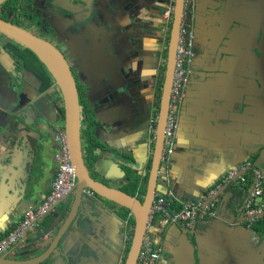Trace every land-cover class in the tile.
Listing matches in <instances>:
<instances>
[{"label": "flooded vegetation", "instance_id": "flooded-vegetation-1", "mask_svg": "<svg viewBox=\"0 0 264 264\" xmlns=\"http://www.w3.org/2000/svg\"><path fill=\"white\" fill-rule=\"evenodd\" d=\"M35 1H21L22 6L26 9V16L28 17L32 12H37L34 17L37 20L34 21L32 18H29L30 22L41 23L43 25L42 27H45L46 31L50 32L52 37L49 38L46 36V38L63 53L76 82L79 104L83 111V123H80L82 124L80 126L82 151L86 147V141L88 140L87 135H85V130L88 123L94 118L96 121L95 128L93 129L94 131H91L90 128L89 136L93 138V141L95 140L93 153L97 155L99 163H102V157L99 155L107 157L113 155L115 159H119L122 155L134 163L132 151H134L137 142L126 148H124L123 143L128 137L133 139L136 136L135 140L137 138L139 140L142 137L144 139L142 140V144L145 152L143 159L145 158L147 160L148 165L145 174L134 172V175L142 178L149 177L155 145L152 133L153 128L155 127L156 129V122L160 112L177 0H156V3H159L157 8L152 7L147 10L153 22L160 29L159 32H162L163 37H160L161 34L160 36L158 34L157 40L153 39L154 37L152 36L150 37L149 34H145V31L138 32L139 30H135L136 28L133 25L129 26V23L132 20L134 21L136 17L133 15L134 13L128 16L126 10H136L137 14L135 15L138 17L140 16V10L138 8L134 9L132 5H127L125 6V10H121L119 8L120 6L115 5L116 3L121 4V0H82L84 1L83 5H80L77 0H66L70 1L66 5L67 9L57 13L56 11L51 12L43 5L41 7H34L33 3ZM107 1L109 4L110 2L114 3V5L111 6L110 4L109 6L111 10L107 7ZM244 1L248 7L259 9L260 12L258 11V15H244L245 17L238 14L236 19L231 21L232 26L228 34H224L218 24L219 20L217 16L226 7L227 0H184L177 48L182 41V31H186L188 35L190 34L189 38L192 41L193 53L191 61L184 68V82L182 84V90L179 92V103L174 101L172 84L170 111L173 106L177 119L176 139L178 138L179 127L182 124L184 105L186 106L189 103L187 93L194 94V91H196L200 97L206 98L205 101L202 98L190 99L191 104L195 105L196 109L202 107V109L209 108L208 110H210L211 100L204 93L205 90L209 89L208 91H210L211 88L207 82L209 77L226 74L227 77L225 78L227 80L235 79L241 75L237 72L239 69L240 72L245 73L241 75L245 79L248 69L245 68L244 64L250 59L251 52L255 53L256 57H261L262 70L258 74L259 78L257 79L260 83L258 86L262 87L264 91V15L260 16L261 12H264V0ZM146 4L151 3L147 1L144 4L143 0L137 3L139 8H144L143 6ZM168 9L170 10V14L166 15ZM123 12L126 16L122 14ZM7 13H4L6 17ZM47 13L53 16L51 17ZM47 18L54 20L47 21ZM151 18L147 22L150 24L151 29H154L155 27L153 26ZM10 20L15 23V20ZM23 22L21 18V24L28 25ZM64 26L65 31H61ZM143 28L147 29V27ZM39 33L41 31H38ZM43 37L45 36L43 35ZM1 40V43L5 41L3 38ZM71 44L72 46L69 47L70 52H65L64 45L68 46ZM255 44L256 47L254 49L253 46ZM247 46L253 48V50L248 49ZM158 47L160 48V52L157 51ZM1 57L2 52L0 51ZM254 61L258 60L252 58L250 63L252 64ZM6 65L7 68L12 69L16 64L11 62ZM84 75L87 79L86 82L83 77ZM30 76L36 78L34 79V84L39 82L40 85L39 79L33 73ZM220 79H222L221 76ZM86 86L89 88V91H87ZM55 88L52 83L48 90L55 93V103L57 104L55 105L60 109L63 107L62 101ZM92 88L97 89V95L93 93ZM80 100L82 103H80ZM58 109L52 116L51 123L48 122L49 126L45 129L47 131L46 137L49 139L48 148H51L50 157L47 159L50 160L51 158L52 175L47 179L43 189L40 188L41 194L38 195L42 199L49 191L57 168V161L54 158V153L58 148L55 136L58 128L63 125L62 118L58 116ZM85 121L86 123H84ZM38 133L40 132H31V134L35 135L32 136L25 132V136H28L26 139L29 138V140H32L36 144L41 141ZM139 134L141 136H138ZM114 135H116L117 140L112 139ZM19 144H21V139L18 141V148L7 147L2 153V158L14 157L16 153L21 154V145ZM30 146L32 144L28 146L29 152ZM36 149L37 153L35 156L33 155V160L30 159L33 161L30 163V169L40 166V158H42V155L38 152V150L40 151V147L37 146ZM167 157L164 141L162 164L159 169L160 178L162 179L164 175L166 176L164 170L168 169L170 163ZM110 163L113 164L115 162ZM120 163H123L122 160H120ZM251 163L252 166L255 164V167L260 170L264 183L263 169L259 168L256 161L252 160ZM123 166H126V164L121 165V171ZM88 170L90 176L94 179L109 184L107 182L110 181L105 176L99 177V175L92 173L93 169L88 168ZM246 171L249 172V170ZM125 185L127 183L119 188L122 190ZM251 190L252 182L250 180V184L246 189L247 195L245 202ZM262 197H264V187ZM64 199L65 197L61 200ZM111 205L109 206L112 209L121 211L120 206L116 204ZM84 214L88 216L87 211ZM84 214L81 215L83 216ZM11 250L3 253L1 256H8ZM19 254L18 258L21 259L35 257L34 255L25 256L21 253ZM124 258L125 256L119 264L124 263ZM163 258L164 249H162L156 264H161Z\"/></svg>", "mask_w": 264, "mask_h": 264}, {"label": "crops", "instance_id": "crops-1", "mask_svg": "<svg viewBox=\"0 0 264 264\" xmlns=\"http://www.w3.org/2000/svg\"><path fill=\"white\" fill-rule=\"evenodd\" d=\"M134 1L137 4L142 0H132ZM13 4L21 5L19 0H13L12 6ZM258 11L259 9L248 7L244 0H227L226 7L217 16L218 24L222 32L228 34L232 26L231 21L236 19L238 14L245 17L244 15H258ZM263 13L261 12L260 16H263ZM7 17L17 19L16 21L21 24V11L18 15L8 14ZM247 47L253 50L256 44L253 48ZM249 58V63L247 60L244 64L248 69L245 79L241 76L245 73L240 72L239 69L237 72L241 75L235 79L227 80L226 74L220 75L222 79H219L220 76L217 75L211 79L209 83L211 87L210 110H206L202 117L195 110H190L188 103L186 104L187 108L182 119L183 137L180 135L176 151L173 152V161L168 166L170 173L167 177L169 179H166L168 180L166 184L177 198L176 200L182 202V207H184L183 203L199 201L202 196H206L207 191L219 190L231 183V180L226 183V178L237 169H239L238 175L235 178L238 179L232 182L222 195L217 197L215 195L209 199L210 212L200 217L198 215L191 224V226L197 225V237L194 239L195 241L197 239V243L200 244L198 248L194 247V244H192L194 246L189 244V241L185 245L182 244L181 239L185 238V235L182 234L181 229L186 228L185 224H176L167 217L156 220L153 228L158 238L156 241L162 244V247L164 246V258L161 264H264V234L259 233L258 226L255 224L257 221H263L264 217L260 215L255 222H250L244 214L246 189L250 184L251 175L242 167L253 160L264 172V91L258 86L260 83L257 79L262 70L261 57H256L251 52ZM252 58L258 61L251 64ZM8 61L6 55L0 58V130L4 131L9 126L7 123L10 122V118L7 115L10 111H13L12 121L15 119L14 113L17 114L16 117L21 116V130H19L21 132V153L26 157L22 159L18 156L19 162L16 165L11 164L12 160L7 157L0 159V238L16 225L17 218L20 220L23 217L26 208H34L41 201L42 198L38 195L41 194L40 187L43 189L47 179L52 175L51 158L47 159L50 157L51 148H48L49 139L46 137L45 154L42 162L40 161L41 181L34 192L28 190V193L25 190L27 179L22 181V178L26 176L22 174L21 177V171L26 169L30 171V163L33 162L30 160L28 150L30 143L26 139L28 136H25V132L28 131L27 133L31 135V132L39 131L38 135L41 141H44V136L47 135L45 129L49 123H46L45 118L40 119L35 116L34 103L39 101L42 106H45L42 98L52 91L42 90L41 86L38 91H34L32 87L36 88L34 84L36 78L32 77H27L28 80L24 79L21 90H17L16 85L20 79L16 77L8 80L7 75L2 71ZM26 90L34 92L27 93ZM8 105L10 109H7ZM191 119L194 120L195 133L188 131L189 127H192ZM20 162L21 171L15 175L10 174L19 168ZM118 171L121 172L120 169ZM239 176H243L246 180L241 181ZM7 179L10 183L6 181ZM166 184L159 183L158 190H163ZM112 186L121 187L119 183ZM258 201L264 207V197ZM99 203L112 211H103ZM86 211H98L103 224H94L91 230L85 228L83 221L91 220L89 216L81 215ZM81 214L77 219L82 225L80 228H83L88 235L91 231L96 235L102 234L103 231L96 228L104 225L105 231L113 237V241L114 236H117L119 229L122 228L121 224L124 220L117 210L101 200L98 205L86 203ZM74 225L77 224L74 223ZM126 229H129V236L130 226L128 224ZM71 236H73L71 239L77 240V234L72 233ZM95 245L98 248V244ZM24 247V245L21 246V248ZM42 249L40 247L38 252ZM101 252L105 257L111 254L106 248H103ZM86 260L87 258L77 259V264H87Z\"/></svg>", "mask_w": 264, "mask_h": 264}, {"label": "water", "instance_id": "water-1", "mask_svg": "<svg viewBox=\"0 0 264 264\" xmlns=\"http://www.w3.org/2000/svg\"><path fill=\"white\" fill-rule=\"evenodd\" d=\"M7 1L8 0H0V39L3 38L5 41L12 42L20 48L23 47L24 49H28L36 56V58L51 76L53 84L56 87L62 101L63 129L66 136V144L70 162L73 165L75 171L76 186L73 193L67 194L64 200L59 201L57 204H55V206H53L49 211H47V213L43 215L41 222L38 223V230H27L22 240H20V242L12 248L8 256H0V264H54L59 259H64L63 264H69L68 256H64L62 253V244L64 238L69 232L70 228H73L72 225L75 219L85 209L86 203H90L91 205H98L100 199L101 201L103 200L104 202H107L109 204H116L120 207L126 208L132 213L134 217L133 232L131 235V239L129 240V248L125 254L123 264H137L142 244L147 233L150 213L156 196L159 193L158 185L160 183L159 179L161 176L159 169L162 164L165 132L170 115L171 90L173 84V75L177 62V42L184 0H177L176 4V15L173 24L171 43L166 65L163 96L156 125L154 141L155 145L152 155L151 172L148 177L147 188L142 201L138 198V196L130 195L120 188L105 184L104 182L98 179H94L92 176H90L82 153V141L80 137V123L82 119L81 106L79 104L76 82L70 70L69 64L63 53L49 39L43 37V35L41 34H38V32L34 31L33 29L32 31H30L26 27H22L19 23L11 22V20L6 17L2 9V4ZM49 1L51 6H55V2H51V0ZM77 1L80 5L84 4V1L82 0ZM19 2L21 4V0H19ZM15 5L16 8H19L17 6H20L21 9V5ZM66 5L67 3L65 2L61 5L58 4L55 10L56 13L58 11H65V9H67ZM14 11L15 9L12 11H8L7 15H18L20 13H13ZM71 12L69 13L72 14ZM34 21H32L31 23H34ZM5 41L1 43L0 51L2 52V55L8 56V59L11 60L12 63H14L13 57H11L7 50L3 49L2 47ZM253 54L256 56L255 53ZM2 71L7 75L8 80L14 79L16 77L21 80V69H19L17 65H15L12 69H9L5 66ZM20 80L18 81V85H16L17 90H21ZM36 105L39 107V112H35V116L37 118L43 117L44 110L41 109V106L38 103H34L35 107H37ZM15 119L13 120L12 126L16 127V124L17 126H19L20 123H15L18 122V117H15ZM11 131L13 130L11 129L10 132ZM179 139L180 135H178V138L176 139V147L178 145ZM99 156L104 159V163H99V161L97 160L94 164L93 172L95 173V175L104 177V175H101L98 170L100 168H111V165L113 164H111L110 162H115L116 160H113L115 159L113 155H110L108 157L104 155ZM171 161H173V156L169 157L168 162L171 163ZM19 168L17 169V172H19ZM27 171L30 173L29 170ZM39 171L40 166L31 169V173L28 175V179L26 180L25 190H27L26 188H28L29 191L34 192L36 187L39 185V182L41 181ZM17 172L15 174H17ZM30 175H32V178L29 179ZM105 178L108 179L107 177ZM236 179L238 178H234L233 180H231V183ZM6 181L10 183L8 179ZM108 181L111 180L108 179ZM231 183L225 185L224 188L218 191L216 197L222 195ZM17 188L18 186L16 187V189ZM33 188L35 189L33 190ZM87 189L94 193L93 198H90L86 196L85 193H83ZM10 191L13 192V190ZM99 205L101 206V209H103V211H112L105 208L101 203H99ZM28 208L30 209V207ZM27 210L28 209L26 208V211ZM87 213L88 216L93 217L92 220L94 221V223L103 224L98 211H87ZM263 215L264 211L262 212L261 216ZM248 220L250 219L248 218ZM19 221V218H17L16 222L18 223ZM94 223L92 224L89 222L90 226L88 228L90 230L94 226ZM176 227H178V225H176ZM196 227L197 225H193L188 228L186 227L181 229L182 234L185 235V238L183 237L181 239L183 245L187 244V241H189V244H194L195 246H192H197L196 248H198L199 243H197V239L196 241L194 239L195 237H197ZM91 232L94 233L93 231ZM187 236L191 239L187 238ZM22 245H24L25 247L21 248ZM40 247L43 249L42 251L38 252ZM21 252L27 256L34 255L35 257H27V259L18 258V256L20 255L19 253ZM77 255H81L79 250L77 251Z\"/></svg>", "mask_w": 264, "mask_h": 264}, {"label": "rangeland", "instance_id": "rangeland-1", "mask_svg": "<svg viewBox=\"0 0 264 264\" xmlns=\"http://www.w3.org/2000/svg\"><path fill=\"white\" fill-rule=\"evenodd\" d=\"M144 1H145V3L147 1H150V3H151V4L144 5L143 7L145 9L144 8H139L138 5L136 4V1L132 2V1H129V0L128 1L121 0V4H119V3L117 4L116 3L115 5L116 6H120L119 8L121 10H125V6H127V5L128 6L132 5V7H134V9L138 8V10H140V16L139 17L137 15H135V14H137L136 10H134V11L131 10V9H127L126 10L128 16H131L134 13L133 15L136 17V19L134 21L132 20L129 23V26L133 25L136 28L135 30H139L138 32H144L145 31L144 32L145 34H147V35L149 34L150 37L152 36V37H154L153 39L157 40L158 39V34H159V36L161 34L160 37H163V35H162V32H159L160 29L156 26V23L153 22L152 18L149 16V13H148L147 10H149L152 7H155V9H156L159 3L158 2L156 3V0H144ZM49 2H50L49 0H36L33 3V5H34V7H36V6L41 7L43 5V6H46V9H48V10H50L52 8L50 11L53 12V11L56 10V7L58 6V4L61 5L64 2L69 4L70 1L53 0V2H55V4H54L55 6H51V4ZM51 2H52V0H51ZM110 4H111V6L114 5L113 2H110ZM110 4L107 1V5H108L107 7L108 8H110L109 7ZM110 10H111V8H110ZM120 12H122V11H120ZM36 13L37 12H32V14L28 15V17H27L25 12H21V18L23 19V21L26 24H28V25H24V24L23 25L21 24V25L26 27L30 31H32L31 29H33L36 32L41 31V33H39V34L44 35L45 37L47 36V37L51 38L52 36H51L50 32L46 31L45 27H42L43 25L41 23H35V22L31 23L30 22L29 18H32L34 20V17L36 16ZM47 14H49V13H47ZM122 14L124 16H126L124 14V12ZM49 15L51 17L53 16L51 14H49ZM144 16H146V17H144ZM150 18H151V20L153 22V26L155 27L154 29H151L150 24L147 22ZM50 20H54V19L47 18V21H50ZM138 25H140V26H138ZM143 27H147V29L143 28ZM48 30H50V29H48ZM61 31H65V26L62 27ZM189 36H190V34L188 35L187 40H188ZM70 46H72V44L68 45V46L64 45L65 52H67V53L70 52L69 51L70 50L69 49ZM157 51L160 52V48L159 47L157 48ZM192 53L193 52H192V45H191V54ZM8 63H11V60H9ZM82 63H84V62H82ZM14 70H15V68H14ZM202 72H203V70H202ZM85 73H86V71H85ZM21 74H22L21 75V79H22L21 80V84L24 81V79L28 80V78L31 77L30 76L31 72L27 71V70L21 69ZM83 77H84L85 82H86L87 79H86L85 75ZM215 77H216V75L210 76L207 82L211 83V79L215 78ZM183 79H184V75H183ZM92 82H94V81H92ZM35 85H36V88L32 87V89L34 91H38L39 82H36ZM55 90H56V88H55ZM208 90L209 89L204 91V93H206V96H210L211 92L208 91ZM26 91H28L27 93H33L34 92V91H31V90H26ZM87 91H89L88 87H87ZM92 91H93V93H95V95L98 94V91H97L96 88H92ZM194 94L187 93L188 102H189L188 106H189L190 110H192V109H193V111L195 110L196 113H199V116L202 117L206 113V110H208L209 108L202 109V107H199V109H196L195 105L191 104L190 99H192V98H202L203 101H205L206 98L204 99L203 97H200L199 94L196 91H194ZM206 96H204V97H206ZM54 97H55V93L54 92H49L48 96L43 97L42 100H43L45 106H42L39 101H35V103H38L41 106V109L44 110L43 117H40V119L46 118L47 119L46 123L47 122L51 123L52 116L55 114V112H57V109H58V107L56 106L57 104L55 103V98ZM176 102L179 103L180 102V98H178L176 100ZM7 107H8L7 109H10L9 105ZM34 108H35L36 112H39V107L38 106L34 107ZM186 108L187 107L184 105V109H183L184 112L186 111ZM8 111H10V110H8ZM9 113L7 115L10 118V122L7 123V125H9V126L4 131L0 130L1 131L0 132V138H1L0 139V158H2V156H3L2 153H3L4 150L7 149V147H12V148L16 147V149H17L18 148V141L21 139V132H19V130H21V116L20 115L18 116L19 120H17V121H19L20 124L18 126V129H16L17 126L16 127L12 126L13 125V121H12V118H13L12 117V113H13V111H10ZM13 115L15 117L17 116L16 113H14ZM46 123H44V124H46ZM190 123H191L192 127H189L188 131L191 132V133L192 132L195 133L194 120L191 119ZM9 129L10 130L12 129L13 131L10 132ZM182 132H184L183 124L180 125L179 131H178V135H181V137H183ZM26 133H27V131H26ZM31 135L35 136L34 134H31ZM138 136H141V135L139 134ZM186 136H188V135H186ZM130 138L131 137H128L126 139V141H124L123 146H125L124 148H126V147H129L131 145H134L137 142L136 146L134 147V151H132L133 152L132 154H133V157H134V159H133L134 163L130 162V159L125 158L126 156L123 157L121 155L119 159H113V160H116V161H115V163H113L114 165H111V168H107V169L100 168L98 170V172L101 173V175H104L109 180H111L110 182H107V183H109V185H111V184L112 185H116V184L119 183V186H122L123 184H126V183L130 182L132 177L135 176L134 172L135 173L139 172V173H142V174L143 173L145 174V172H146L148 162H147V160L145 158L143 159V157H145V152H144V149H143V144H142L143 141L142 140H144V139H142V137H141L139 140H138V138H137V140H135L136 136H134V138L132 137L133 139H130ZM112 139L117 140L116 135H114L112 137ZM27 140H29V138ZM8 141H10V142H8ZM11 141H13V142H11ZM8 143H10V144H8ZM29 143L32 144V146H30V148H29L30 149V159L33 160V155L35 156V154L37 153V149H36L37 146L40 147V151L38 150V152H39V154L42 155L41 157L43 158L44 157L43 155L45 154L44 144H47L46 136H45L44 141H39L38 143L34 144V142L32 140H29ZM19 145H21V144H19ZM42 146H43V148H42ZM17 155L20 158L22 157V159H23V157H26V155H24L22 153L21 154L20 153H16V155L14 157H11V158L8 157L10 160H12L11 164H14V165L18 164L19 160L17 159V157H18ZM5 158L6 157H3V159H5ZM42 158H40L41 161H42ZM14 159H16V160H14ZM120 160H122V162H123L122 164H126V166L131 169V173L126 174L123 171H121V172L118 171L121 168V165H122L120 163ZM102 163H104V159H102ZM19 165H20L19 166L20 167L19 168V172H20L21 171V162H20ZM17 169L18 168H16L10 174H15L17 172ZM27 170H22V174L24 176H26V178H22V181H25L26 179H28L27 177L31 173V169H30V173ZM164 172L166 174V177L170 173V171L168 169L164 170ZM164 177H165V175H164ZM166 177L163 178V179L160 178L159 182L162 183V184L163 183L164 184L168 183V180H166V179H169V178L168 177L166 178ZM30 178H32V175L29 176V179ZM28 187H29V185H28ZM26 189L28 190V188H26ZM34 189L35 188H33V190ZM105 203L109 204L107 202H104V204ZM109 205L112 206L111 204H109ZM117 213L120 214L119 210L117 211ZM80 214L78 216H81ZM83 216H85V214ZM77 218L74 221V223L77 224V225H74V223H73V225H72L73 228H70V230L66 234V236L64 238V241H63V244H62L63 245V252L62 253H63L64 256H68L69 264H77V262H78L77 259H80V258H87V260L85 261L87 264H119V263H121L122 258L125 256V254L127 252L128 242L131 239V236H128L129 229H126V227H127L126 221L125 220L122 221V224H121L122 228L119 229V233H117V236L116 237L114 236L115 240L113 241V237H111L105 231V229H104L105 226L104 225L99 226V227L96 228L99 231H103L102 234L96 235L95 233L91 232V234L88 235V233L85 232L83 230V228H80V226H82V225H81V223H79V220ZM89 219H91V220L84 221V224H83L84 227L87 228V229H89L88 227L90 226L89 222L92 223V224L94 223V221L92 220L93 217H90ZM94 224H97V223H94ZM32 228L35 229V230H38L39 229V224H37V226H33ZM72 233H74V235L75 234L78 235L77 236V240L76 239L75 240L71 239L73 237V236H71ZM38 236H40V235H38ZM70 240H71V242H70ZM95 244H98V248L96 247ZM103 248H106L107 250L109 249V251L111 252V254L107 255L108 257L107 256L105 257V256L102 255L103 252H101V250ZM78 250L80 251V254H82V255H79L77 257V251ZM63 263H64V259H59L54 264H63Z\"/></svg>", "mask_w": 264, "mask_h": 264}, {"label": "built area", "instance_id": "built-area-1", "mask_svg": "<svg viewBox=\"0 0 264 264\" xmlns=\"http://www.w3.org/2000/svg\"><path fill=\"white\" fill-rule=\"evenodd\" d=\"M169 14L170 10L168 9L166 15ZM181 36L182 41L177 48V62L173 82L174 101L180 98L179 92L182 90V84L184 82V68L191 61L192 57L191 39L188 38L187 40L188 34L186 31H182ZM1 42L2 40L0 39V44ZM176 126V112H174V107L172 106L165 132V151L168 156L167 159L173 155L176 148ZM155 132L156 130L154 127L152 133L153 137L155 136ZM55 140L58 146L54 155V158L57 161V168L50 185L49 193L36 208L25 211L17 225L0 238V256L15 247L20 240H22L26 231L32 230L33 226H37V224L41 222V217L56 203L61 201L63 197L73 192L76 186L75 171L70 162L66 136L62 127L58 128ZM242 168L249 170L252 182V190L244 205V214L250 219V222H255L264 211V207L260 205L258 201L263 195V177L260 170L254 165L252 166L251 163H246ZM238 170L239 169L233 171L226 178V183L237 177ZM239 179L241 181L246 180L243 176H239ZM221 189L222 188H219V190ZM217 191L218 190L215 189L207 191L208 193L206 196H202L199 201L195 203H183L184 207H182V202L176 200L177 198H175L170 187L166 184L164 189L159 191L154 201L148 222L147 233L142 244L137 264H156L159 260L163 247L162 244L156 241L158 238L153 231L155 220L161 217H167L171 222L182 223L185 224L186 227L188 225L191 226L198 215L200 217L205 213L210 212L208 200L214 197ZM84 192L88 196L92 195L89 190ZM174 201L178 204L177 207H180L181 205L182 208L178 209L177 207H173L172 204Z\"/></svg>", "mask_w": 264, "mask_h": 264}, {"label": "trees", "instance_id": "trees-1", "mask_svg": "<svg viewBox=\"0 0 264 264\" xmlns=\"http://www.w3.org/2000/svg\"><path fill=\"white\" fill-rule=\"evenodd\" d=\"M12 1L13 0H8L7 2L2 4V9L4 13H7L8 11H12L15 9V11L13 13H19L21 12H26V9L22 6L21 4V9L16 8L15 4H13L12 7ZM28 1H32V0H28ZM12 7V9H11ZM15 22H17V19H14ZM35 21L37 20L34 19ZM18 23V22H17ZM3 49L7 50V52L10 54L11 57H13L14 59V63L17 65V67L19 69H26L29 70L31 73H33V75L35 77H37L40 81V86L42 88V90H47L50 85L53 83V80L51 78V76L48 74V72L46 71V69L43 67V65L39 62V60L36 58V56L31 53L28 49H24L23 47H19L15 44H13L12 42L9 41H5V43L2 45ZM57 100V98H56ZM60 100V98H59ZM80 103H82V101L80 100ZM58 113H59V117L62 118L63 120V110L62 108L58 109ZM81 115H82V119H83V111L81 109ZM81 119V123H83V120ZM86 123V121L84 122ZM95 119L92 118L90 123H88L87 128L85 130V135H87V145L86 147L83 149L84 151V156L85 157V161H86V166L87 168H91V170L94 167L95 162L97 161V155H95L93 153V149L95 148V143L93 141V138L90 137V128L91 131H94L93 129L95 128ZM82 126V124H80ZM96 131V130H95ZM89 137V138H88ZM82 151V153H83ZM122 171L126 174L131 173V169L127 166H123L122 167ZM92 173L95 175V173L92 170ZM147 180H148V176H146L145 178H142L140 176H133L132 179L130 180L129 183H127V185H125L122 190L129 193L130 195L133 196H138V198L142 201L143 200V196L145 195L146 192V188H147ZM173 207H177L178 204L174 201L172 204ZM181 206V205H180ZM178 209H181L182 207H177ZM130 211L126 208L121 207V211H120V216L126 220L128 219V224L129 226H134V217L133 216H129ZM156 222V220H155ZM256 226H258L257 230L264 234V220L261 222H256L255 223ZM133 232V229L131 231V233ZM129 243L127 245V251L129 248Z\"/></svg>", "mask_w": 264, "mask_h": 264}, {"label": "clouds", "instance_id": "clouds-1", "mask_svg": "<svg viewBox=\"0 0 264 264\" xmlns=\"http://www.w3.org/2000/svg\"><path fill=\"white\" fill-rule=\"evenodd\" d=\"M156 124H157V122H156ZM62 128H63V125H62ZM155 130H156V129H155ZM153 138H154V140H155V136H154ZM56 151H57V150H56ZM55 153H56V152H55ZM54 155H55V154H54ZM233 179H234V178H233ZM231 180H232V179H231ZM49 189H50V188H49ZM87 190H89V189H87ZM73 191H74V190H73ZM85 191H86V190H85ZM89 191H90V190H89ZM218 191H219V190H218ZM218 191H217V192H218ZM48 193H49V191H48ZM48 193H47V194H48ZM71 193H73V192H71ZM83 193H85V192H83ZM91 193H92V195H90V196H88L86 193H85V194H86V196H88V197H90V198H93V197H94V193H93L92 191H91ZM47 194H46V195H47ZM216 194H217V193H216ZM46 195H45V196H46ZM45 196H44V197H45ZM42 200H43V199H42ZM42 200H41V201H42ZM41 201H40V202H41ZM40 202L36 205V207L40 204ZM56 204H57V203H56ZM54 206H55V205H54ZM36 207H34V208H36ZM34 208H30V209H34ZM50 209H51V208H50ZM50 209H49V210H50ZM28 210H29V209H28ZM28 210H27V211H28ZM49 210H48V211H49ZM46 213H47V212H46ZM130 216H133L131 212H130ZM42 217H43V216H42ZM42 217H41V219H42ZM125 221H126V223L128 224V220L126 219ZM14 227H15V226H14ZM14 227H13V228H14ZM132 229H133V226H132V227L130 226V233H131ZM32 230H33V229H32ZM7 232H8V231H7ZM7 232H6V233H7ZM131 235H132V233H131L129 236H131Z\"/></svg>", "mask_w": 264, "mask_h": 264}]
</instances>
